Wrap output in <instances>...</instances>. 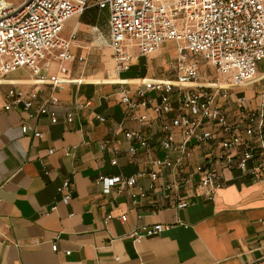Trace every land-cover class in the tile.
<instances>
[{"label":"crops","instance_id":"crops-1","mask_svg":"<svg viewBox=\"0 0 264 264\" xmlns=\"http://www.w3.org/2000/svg\"><path fill=\"white\" fill-rule=\"evenodd\" d=\"M68 22L61 37L69 40L75 31L73 52L85 61L65 64L68 74L62 76L61 89L56 92L59 103L49 107L57 115L56 124L46 117L29 118L21 107L4 110L9 89L25 93L34 89L28 70L20 69L0 84V264H264V183L254 184L238 171H223L225 187L215 202L195 198L180 211L171 199L148 198L133 205L128 192L117 194L113 189L106 194L102 185L95 184L99 176L141 175L133 192L148 190V174L157 171L152 162L163 157L156 142L160 124L145 109L137 113L147 117L144 127L125 119L126 107L120 97L122 93L132 97L144 82L171 79L176 45L166 42L150 57H141L133 49L130 70L118 75L110 52L105 67L113 75L104 70L89 74L93 64L89 52L98 43L86 46L78 25L64 35ZM47 61L50 65L43 72L56 75L58 60L51 57ZM257 77L233 95L246 96L251 109L262 102L264 69L258 70ZM49 93L45 87L44 96ZM148 97L154 104L157 94ZM177 100L176 96L172 99L174 106ZM69 115L72 123L67 122ZM98 116L107 121L99 122ZM23 124L42 137L23 136ZM117 128L142 131L152 148L131 157L130 144L119 136L116 146L121 154L117 166H111L113 147L103 151L101 144ZM210 151L209 146L194 150V186L200 182L199 168ZM66 180L72 187L69 205L56 193ZM192 193L183 197L190 198ZM53 206L56 212L46 214ZM124 213H128L126 222L119 219ZM109 214L113 219L106 221ZM156 225L164 228L158 236L144 237L140 243L128 237L143 226Z\"/></svg>","mask_w":264,"mask_h":264},{"label":"built area","instance_id":"built-area-1","mask_svg":"<svg viewBox=\"0 0 264 264\" xmlns=\"http://www.w3.org/2000/svg\"><path fill=\"white\" fill-rule=\"evenodd\" d=\"M16 7L0 9V84L9 75L26 69L34 87L30 92L15 88L5 94V111L21 107L29 118L46 117L57 123V115L49 110L59 99L62 76L68 74L67 63H83L84 57L73 52L75 31L69 40L63 39L66 22L97 8L108 15V48L116 75L128 72L137 49L141 57L156 54L166 42L176 45V55L170 63L171 79L144 82L132 97L122 93L125 119L140 127L147 124L146 116H138L141 109L150 110L160 124L157 139L162 158L152 164L157 171L148 174L150 185L144 193L133 192L141 175L99 176L96 185L104 193L113 189L117 194L128 192L133 205L142 199H171L178 211L187 209L195 198L215 202L225 187L223 171H238L254 184L264 183V92L262 102L255 108L248 106L246 96L233 97L255 80L264 63V0H19ZM58 60V73L43 72L49 67L48 58ZM202 67L213 73L205 80ZM48 87L49 95L44 96ZM143 88V89H141ZM155 93L153 104L148 94ZM177 97V105L172 99ZM233 97V98H232ZM105 123L104 117L96 118ZM71 115L67 122L72 123ZM23 136L41 138L42 134L27 124L21 126ZM122 136L130 144L128 155L150 150L151 144L142 131L117 128L101 150L113 147L111 166H117L121 154L116 146ZM209 146L199 168L197 186L193 184L191 165L194 150ZM53 150L49 151L52 155ZM69 156V154H66ZM166 171H168L166 173ZM192 191L190 198L184 194ZM61 202L69 205L71 182L66 180L56 189ZM56 212L53 206L46 214ZM113 219L109 214L106 221ZM119 219L126 222L128 213ZM162 225L143 226L128 237L140 243L144 237L158 236ZM57 252L56 245L52 247ZM70 255V252H66Z\"/></svg>","mask_w":264,"mask_h":264},{"label":"rangeland","instance_id":"rangeland-1","mask_svg":"<svg viewBox=\"0 0 264 264\" xmlns=\"http://www.w3.org/2000/svg\"><path fill=\"white\" fill-rule=\"evenodd\" d=\"M18 5H20L19 0H0V9H2L3 7H16ZM90 22L91 15H88L84 18L80 16L78 18L72 19L68 22V27L64 32V35H70L75 25H78L79 37L80 39L85 40V42L87 43L86 46L95 41L98 43V47L91 48L89 52V54L92 55L90 56L91 60H93V64L88 69L90 71L89 74H95L98 70H104L105 72H107L108 68L105 67V63L109 60L110 50L107 47L108 25L106 18L104 16H100L99 19H96V22L94 24ZM102 61L103 63L101 64ZM259 68V72H261L262 69H264V63H261ZM201 69L203 71V74L205 75V80H210L213 75L211 70L208 67H202ZM108 72H111L112 74V69Z\"/></svg>","mask_w":264,"mask_h":264},{"label":"trees","instance_id":"trees-1","mask_svg":"<svg viewBox=\"0 0 264 264\" xmlns=\"http://www.w3.org/2000/svg\"><path fill=\"white\" fill-rule=\"evenodd\" d=\"M88 15H91V22L90 23L94 24L96 22V19H99L100 16H104L106 18L107 25H108V15L105 11L99 10L97 8H92V9L84 12L81 16L84 18Z\"/></svg>","mask_w":264,"mask_h":264},{"label":"bare ground","instance_id":"bare-ground-1","mask_svg":"<svg viewBox=\"0 0 264 264\" xmlns=\"http://www.w3.org/2000/svg\"><path fill=\"white\" fill-rule=\"evenodd\" d=\"M260 77H261V76H260ZM260 77H256V78L258 79V78H260ZM256 78H255V79H256Z\"/></svg>","mask_w":264,"mask_h":264}]
</instances>
